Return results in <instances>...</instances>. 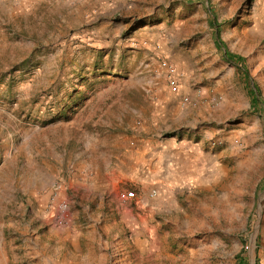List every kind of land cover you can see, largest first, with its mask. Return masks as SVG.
I'll return each instance as SVG.
<instances>
[{
	"label": "rangeland",
	"instance_id": "374dc122",
	"mask_svg": "<svg viewBox=\"0 0 264 264\" xmlns=\"http://www.w3.org/2000/svg\"><path fill=\"white\" fill-rule=\"evenodd\" d=\"M262 15L264 0H0V264H264ZM159 141L212 162L160 179L125 165ZM94 149L118 170L109 205L71 166Z\"/></svg>",
	"mask_w": 264,
	"mask_h": 264
},
{
	"label": "crops",
	"instance_id": "0c3cea01",
	"mask_svg": "<svg viewBox=\"0 0 264 264\" xmlns=\"http://www.w3.org/2000/svg\"><path fill=\"white\" fill-rule=\"evenodd\" d=\"M227 10L231 12V8H228ZM254 16H257L256 11ZM262 16L261 24L263 25L264 15ZM258 25L260 26V23ZM192 85L193 83L189 80L187 86L190 88ZM199 114L203 119L208 117L212 118L214 115L213 106H211L209 103V106H206L204 109H200ZM183 142L185 145L182 147L180 145L183 144L178 145L180 141H159L158 143H155V145H148L153 147V150L147 155L136 159H134L133 156H126L124 163L131 171H133V165L135 162L136 164H145L147 166L153 165L155 167L154 176L157 179L163 178L166 174H174L178 169H181L184 172L197 171V169L198 171H206L212 162L209 154L203 151L193 153L190 149V144L186 141ZM76 155V160L74 159L75 161L71 163L72 168L77 172L79 178L86 176L87 172L90 170L93 177L92 186L96 196L95 200L97 201L98 192V201L100 202V205L103 206L104 203L109 205V200H111L109 196L114 190L115 183L118 178V170L115 168V166H113L111 156H108L105 151H101L97 156L96 149H94V151L90 152L89 154L86 152H77ZM92 155L94 166L93 168H90L89 164L87 163L86 156L91 157ZM97 160H99L100 165H97ZM124 175L127 176V178L129 177L133 180V177H131V172H126ZM135 182L140 185V190L142 193L144 192L145 188L148 189L145 183H141L137 180ZM141 202H148L146 195H143Z\"/></svg>",
	"mask_w": 264,
	"mask_h": 264
},
{
	"label": "built area",
	"instance_id": "2783aa9c",
	"mask_svg": "<svg viewBox=\"0 0 264 264\" xmlns=\"http://www.w3.org/2000/svg\"><path fill=\"white\" fill-rule=\"evenodd\" d=\"M60 184H54L53 185V197L51 199V208L52 209H59V210H63L65 208L68 207V203L64 200V199H58L57 195L60 192ZM154 193V191L152 192ZM135 196V193L133 191H127L126 193H124V197L126 199H132Z\"/></svg>",
	"mask_w": 264,
	"mask_h": 264
},
{
	"label": "trees",
	"instance_id": "16d2710c",
	"mask_svg": "<svg viewBox=\"0 0 264 264\" xmlns=\"http://www.w3.org/2000/svg\"><path fill=\"white\" fill-rule=\"evenodd\" d=\"M216 36L218 37V31H217V33H216ZM230 56H231V58H233L234 60H236L237 63H240V64H241L240 67H241L243 70H245L244 66L242 65V63H243V61H244V59H243L242 56L237 55V54H230ZM255 89H256V93L258 94V89H257L256 87H255Z\"/></svg>",
	"mask_w": 264,
	"mask_h": 264
}]
</instances>
